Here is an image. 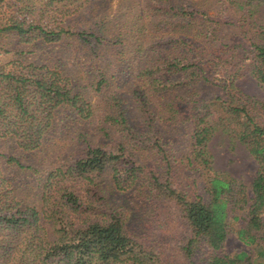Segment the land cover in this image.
<instances>
[{
  "label": "trees",
  "instance_id": "1",
  "mask_svg": "<svg viewBox=\"0 0 264 264\" xmlns=\"http://www.w3.org/2000/svg\"><path fill=\"white\" fill-rule=\"evenodd\" d=\"M13 1L17 16L5 21L0 12V52L14 54L0 60V141L15 144L0 150V264H264V102L237 87L246 76L264 85V25L254 17L264 0H142L127 18L130 38L108 18H85L94 0ZM32 40L65 51L53 53V64H34L25 45ZM108 48L118 65L133 53L130 100L102 63ZM84 50L97 71H82L88 80L78 84L58 63ZM207 86L220 90L207 97ZM71 114L74 134L54 151L53 167L25 162ZM92 121L97 137L83 129ZM168 123L188 130V146L173 145L160 128ZM219 131L257 162L250 186L215 169L209 144ZM1 166L40 174L39 208L14 200L16 176ZM133 204L149 205L150 221L163 209L175 215L178 255L132 227ZM234 234L249 250L228 252Z\"/></svg>",
  "mask_w": 264,
  "mask_h": 264
},
{
  "label": "rangeland",
  "instance_id": "2",
  "mask_svg": "<svg viewBox=\"0 0 264 264\" xmlns=\"http://www.w3.org/2000/svg\"><path fill=\"white\" fill-rule=\"evenodd\" d=\"M142 0H94L93 3L88 4L86 8L89 10L85 14V18L89 14L90 17H94L95 14L108 18V22H111L115 28L122 26V30H119L123 33V36L126 38H130L134 36L133 31L130 29L131 24L130 20L127 19L130 15H133L134 11H140L143 7L141 3ZM14 3L13 0H5L2 3V7L0 8V12L2 13L3 20L8 21L10 17L17 16L14 13V9L12 6ZM77 3L87 4L90 3L89 0H78ZM93 4V5H92ZM77 4H73L72 7H75ZM201 7L209 8L211 5L202 4ZM258 9H255L254 17L258 24L264 25V5L258 6ZM209 10L211 13L214 11L213 8ZM25 13L21 14V17H24ZM84 18V19H85ZM30 19V18H29ZM118 30V29H116ZM31 35V34H29ZM17 37H9L5 41L8 44L13 45L16 42ZM38 40H32L31 42H25L26 46L30 50V54L28 55L27 61L39 64V65H48L53 64L55 61H51L53 58V53L62 52L64 53V47L60 46L55 49L51 47L50 43L38 45ZM133 42V41H132ZM130 42V43H132ZM24 44V43H22ZM72 49V47H69ZM108 54L106 55V61L102 62L107 66V71H109L110 75L114 74L117 76L116 84L113 88H116L118 93L123 96V98L127 99L131 98V91L133 90L132 85L135 79L131 78L132 76L137 75V69L135 64H131L133 60V53H126L124 56L123 64L115 63L116 53L107 49ZM86 54L88 52L84 50ZM14 54H4L0 52V60L7 61ZM91 55L82 56L80 59H74L69 54L61 55L60 64L62 68L66 71L67 74L74 75L76 77V82L80 84L82 81L88 80L81 73L85 71V76H92L96 73V69H94L91 65V62H86V58H90ZM132 59V60H130ZM26 63V60H24ZM118 65V67H117ZM237 87H239L244 93L254 97L255 99L264 102V85L260 84L254 77L246 76L237 81ZM85 90H87L85 88ZM220 88L207 86L204 90L205 96H213L219 92ZM97 98H92V101H98ZM261 119L264 120V108L261 110ZM74 119V114H71V120L69 118L57 119L56 125L52 130V133L46 135L45 144L43 147V151L37 153L39 157L35 155V157L24 158V161L27 163H34L40 165L41 170L50 169L53 167L56 161L54 156V151L57 150L58 145L61 143H69L73 136V128L70 126V122ZM89 125L84 126L85 131H92V135L98 136L97 126L98 124L94 121L88 123ZM168 124H160V128H163L174 138L175 146L177 147H185L188 146L190 135L188 130L183 128V126L177 127L174 125ZM76 129L79 130V126L76 125ZM94 130L96 131L94 133ZM15 144L13 141L9 139L0 141V150L10 151ZM210 151L214 156L215 169L220 173H227L233 178H237L241 180L245 185L250 186L258 164L254 160V158L249 154L246 147L232 139L229 135L222 133L221 131L217 132L210 141L209 144ZM1 169L5 170V175L10 178V171L13 175L16 176L15 179H12V183L16 185L14 189V200L20 203V205H30L39 208L42 205V188H41V177L40 174L32 175L30 173H20L16 171L14 168L7 169V166H1ZM25 173V174H24ZM116 200L118 203L122 202L127 204L125 195H118ZM125 201V202H124ZM133 213L130 218V224L138 233L144 234H154L157 239H160L164 245L168 248V250L172 251L175 255H178V252L174 251V246L170 245L172 243L173 237H176L181 234V228L178 225V221L175 219V215L170 216L167 215V209L162 210V214L160 217L150 221V217L148 216L149 205L136 206L132 205ZM260 215L264 219V206L260 210ZM227 250L228 252H235L239 249L249 250L247 246L244 245L241 241H239L236 235H232L227 242ZM177 260H180V257H176Z\"/></svg>",
  "mask_w": 264,
  "mask_h": 264
}]
</instances>
